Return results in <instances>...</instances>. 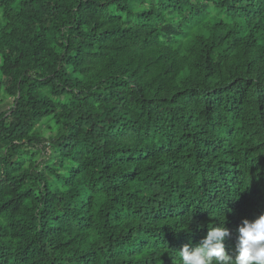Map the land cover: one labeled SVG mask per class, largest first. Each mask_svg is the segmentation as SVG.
I'll return each instance as SVG.
<instances>
[{"label": "trees", "instance_id": "obj_1", "mask_svg": "<svg viewBox=\"0 0 264 264\" xmlns=\"http://www.w3.org/2000/svg\"><path fill=\"white\" fill-rule=\"evenodd\" d=\"M4 98L0 264H179L264 213V0H0Z\"/></svg>", "mask_w": 264, "mask_h": 264}, {"label": "clouds", "instance_id": "obj_2", "mask_svg": "<svg viewBox=\"0 0 264 264\" xmlns=\"http://www.w3.org/2000/svg\"><path fill=\"white\" fill-rule=\"evenodd\" d=\"M224 224L225 221L208 227L195 246L183 245L177 251L179 264H264V213L252 220H241L231 253L225 245L231 233Z\"/></svg>", "mask_w": 264, "mask_h": 264}, {"label": "rangeland", "instance_id": "obj_3", "mask_svg": "<svg viewBox=\"0 0 264 264\" xmlns=\"http://www.w3.org/2000/svg\"><path fill=\"white\" fill-rule=\"evenodd\" d=\"M10 105V100L4 98L3 103L0 104V112L5 111Z\"/></svg>", "mask_w": 264, "mask_h": 264}]
</instances>
